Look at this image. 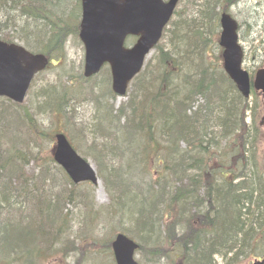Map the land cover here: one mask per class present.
I'll return each instance as SVG.
<instances>
[{"label": "rangeland", "instance_id": "374dc122", "mask_svg": "<svg viewBox=\"0 0 264 264\" xmlns=\"http://www.w3.org/2000/svg\"><path fill=\"white\" fill-rule=\"evenodd\" d=\"M225 1L218 16L230 15L247 37H240L244 69L252 73L263 68L264 0ZM202 3L181 1L173 23L184 16L195 17ZM210 29L213 42L204 57L212 70L219 65L220 72L221 51L213 44L218 43L220 27L215 30L211 25ZM174 35L165 33L159 45L179 62L164 66L154 49L123 96L112 93L108 66L83 77V48L77 36L67 35L60 59L52 58L34 76L22 103L0 98V264H115L105 247L117 234L141 246L135 255L141 264H166L165 258L157 256L167 235L160 219L167 225L176 218L161 217V206L158 211L152 205L155 195L151 194L186 186L209 156L204 150L214 153L210 165L219 172L236 171L240 164L235 156L224 158L238 143L232 142L234 135L224 127V114L213 101L190 88L194 75L187 77L181 51H174ZM214 72H203L205 81L214 78L212 84L218 85ZM245 106L246 125L258 128L256 149L262 167L264 128H259L264 121V99L252 94ZM57 133H64L94 169L96 183L72 184L53 161ZM150 133L154 147L148 155L144 144ZM250 175L246 174L247 185L253 180ZM227 180L232 181L228 176ZM179 207L181 203L177 213ZM262 219L253 214L247 225L256 227ZM260 256L242 258L237 264H253ZM213 260L221 264L219 257Z\"/></svg>", "mask_w": 264, "mask_h": 264}, {"label": "trees", "instance_id": "16d2710c", "mask_svg": "<svg viewBox=\"0 0 264 264\" xmlns=\"http://www.w3.org/2000/svg\"><path fill=\"white\" fill-rule=\"evenodd\" d=\"M70 1L71 4L65 0H0V40L8 44H21L28 51L43 54L49 59H60L66 36L76 37L79 31L80 0ZM225 2L204 0L196 9L195 17L184 16L179 23L172 20L165 30L171 35L175 34L172 44L175 52L181 51L180 62L182 60L184 63L187 77L190 79L193 74L199 79L195 81L192 75L189 84L220 104L224 127L231 132L230 136L234 135L232 142L238 143L237 148L230 147L227 156L223 154L224 158L235 156L240 162L236 170L238 173L233 168L228 172H219L210 165L215 159L214 153L209 149L204 150L209 156L201 161L203 164L186 186L151 194L155 195L152 205L157 210L158 205L161 206V217L173 215L176 218L167 225L163 218L160 219L167 235L160 242V254L157 256L165 258L166 264H171L173 260H179L180 264H216L214 256L220 258L221 264H237L242 258L264 253V173L260 172L264 169V163L262 168L257 157L258 132L255 126L245 123L246 101L224 72H217L219 66L212 70L204 57L206 47L213 42L209 34L210 26L215 30L219 28L217 10ZM213 44L217 47V42ZM155 49L164 66L179 62L173 59L174 53L164 51L160 45ZM209 70L215 71L212 74L219 78L218 85L212 84L214 78L205 81L207 76L203 72ZM144 147L148 152L154 147L152 133L147 136ZM220 158L223 159L222 156ZM255 171L258 172L257 176ZM249 172L253 180L247 185L246 174ZM227 176L232 181L228 182ZM235 180L242 181L233 185ZM252 184L255 185L251 188ZM179 203L182 207L177 213ZM253 214L263 218L256 227L247 225ZM242 217L248 219L242 221ZM109 242L105 251L110 250L111 240ZM243 246L248 248L244 250ZM147 255L153 257L150 252Z\"/></svg>", "mask_w": 264, "mask_h": 264}, {"label": "water", "instance_id": "95a60500", "mask_svg": "<svg viewBox=\"0 0 264 264\" xmlns=\"http://www.w3.org/2000/svg\"><path fill=\"white\" fill-rule=\"evenodd\" d=\"M179 1L81 0L79 39L85 54L84 76L92 77L108 64L112 90L123 96L130 81L141 71L145 57L161 39ZM220 26L223 69L240 94L248 98L250 80L241 68L243 52L238 46L236 23L223 14ZM128 37L137 39L131 48L124 47ZM47 64L43 55L0 41V97L22 103L34 75ZM253 86L264 93V70L257 72ZM53 159L74 184L96 183L93 168L73 150L63 134L56 136ZM112 249L116 264H137L133 258L137 245L126 236L117 235Z\"/></svg>", "mask_w": 264, "mask_h": 264}, {"label": "flooded vegetation", "instance_id": "af4514ba", "mask_svg": "<svg viewBox=\"0 0 264 264\" xmlns=\"http://www.w3.org/2000/svg\"><path fill=\"white\" fill-rule=\"evenodd\" d=\"M262 95L263 97H264V95H263V93L261 92V93H259V92H256L255 93V95H257L258 97L260 96V95ZM262 98V97H261ZM264 99V98H263ZM254 126V125H253ZM255 128V130L258 132V128H256V127H254ZM262 128H264V121L263 122H261L260 123V128L259 129H262Z\"/></svg>", "mask_w": 264, "mask_h": 264}, {"label": "bare ground", "instance_id": "6f19581e", "mask_svg": "<svg viewBox=\"0 0 264 264\" xmlns=\"http://www.w3.org/2000/svg\"><path fill=\"white\" fill-rule=\"evenodd\" d=\"M189 83V82H188ZM190 85V84H189Z\"/></svg>", "mask_w": 264, "mask_h": 264}]
</instances>
